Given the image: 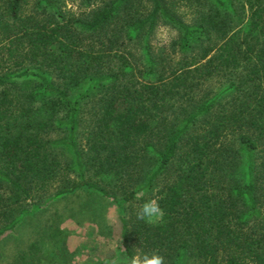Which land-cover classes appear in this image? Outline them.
I'll return each mask as SVG.
<instances>
[{
    "label": "trees",
    "instance_id": "trees-1",
    "mask_svg": "<svg viewBox=\"0 0 264 264\" xmlns=\"http://www.w3.org/2000/svg\"><path fill=\"white\" fill-rule=\"evenodd\" d=\"M66 1L0 0V237L84 189L121 256L264 264V0Z\"/></svg>",
    "mask_w": 264,
    "mask_h": 264
},
{
    "label": "rangeland",
    "instance_id": "rangeland-1",
    "mask_svg": "<svg viewBox=\"0 0 264 264\" xmlns=\"http://www.w3.org/2000/svg\"><path fill=\"white\" fill-rule=\"evenodd\" d=\"M77 0L66 5L76 9ZM175 30L158 22L153 50L167 48ZM119 215L116 207L94 192L78 189L48 201L25 215L0 237V264H19L29 258L34 243L36 264H111L119 255ZM119 243L118 247L117 244Z\"/></svg>",
    "mask_w": 264,
    "mask_h": 264
},
{
    "label": "clouds",
    "instance_id": "clouds-1",
    "mask_svg": "<svg viewBox=\"0 0 264 264\" xmlns=\"http://www.w3.org/2000/svg\"><path fill=\"white\" fill-rule=\"evenodd\" d=\"M141 199L143 202L138 207L137 219L147 222L163 219L164 210L160 207L159 197L145 193ZM118 245L119 243L117 247ZM111 264H165V259L158 251H145L142 247H134L131 256L125 255L121 259H113Z\"/></svg>",
    "mask_w": 264,
    "mask_h": 264
}]
</instances>
